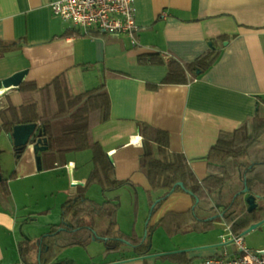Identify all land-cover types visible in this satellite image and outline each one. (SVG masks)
<instances>
[{
  "label": "crops",
  "instance_id": "obj_1",
  "mask_svg": "<svg viewBox=\"0 0 264 264\" xmlns=\"http://www.w3.org/2000/svg\"><path fill=\"white\" fill-rule=\"evenodd\" d=\"M51 1L0 0V41H19L22 45L0 57V80L27 69L24 81H35L42 87L65 74L75 95L105 83L111 100L110 117L94 128L93 136L110 158L116 177L136 186V219L141 196L151 204L161 193L151 194L150 182L140 167L141 123L167 131L170 150L183 153L198 179L203 180L209 150L220 133L233 131L257 112L263 114L264 0H135L139 28L134 39L129 34L85 30L63 21L53 14ZM211 47L219 49L218 59L199 78L185 84H163L165 65L138 62L139 56L151 52L193 61ZM21 103L18 89L0 92V110ZM11 144L14 148L13 141ZM162 153L156 145L154 154L159 157ZM38 154L35 152L36 157ZM40 156L41 170L67 172L69 197L77 194L76 185L83 184L91 171L92 158L84 163L76 151L67 153L66 166L50 167V159ZM76 167L83 177L70 176ZM39 171L33 168L31 173ZM130 194L126 193V201L133 204L134 196ZM5 195L0 191V264H22L19 243L24 240L16 233L18 209L11 204L4 207ZM194 205L189 193L174 192L158 204L151 216H146V227L156 224L169 211L184 212ZM136 221L132 229H136ZM216 222L213 220L206 230L183 234L187 239L179 245L155 251L151 246L148 253L184 250L179 261H146L138 256L122 259L119 252L102 248L76 264H204L205 258L221 250L218 243L222 228ZM210 228L216 232L211 240L207 237ZM29 258L31 264H39L36 250Z\"/></svg>",
  "mask_w": 264,
  "mask_h": 264
},
{
  "label": "trees",
  "instance_id": "obj_2",
  "mask_svg": "<svg viewBox=\"0 0 264 264\" xmlns=\"http://www.w3.org/2000/svg\"><path fill=\"white\" fill-rule=\"evenodd\" d=\"M221 38V37H220ZM21 43L0 41V57L21 48ZM219 49L211 47L193 61H182L177 57L165 58L159 52L146 53L138 57L141 64L166 66L163 84H185L192 82L209 69L218 59ZM156 85H152L154 87ZM22 103L0 110V133H11L18 125L36 124L42 132L47 149L38 152L50 159V167L66 166L69 152L91 150L92 167L83 184L76 185L77 194L65 202L71 209L69 220L50 225L47 232L33 242L19 243L22 264H31L29 255H40L39 264H47L48 259L61 249L71 246H87L93 241L102 242L105 252H119L122 259L145 256V260L170 259L179 261L180 253L166 256L146 257L151 250V235L158 227H164L170 236L208 229L213 220L229 224L234 232H244L254 223L256 211L259 219L264 215V112H257L249 120L239 124L231 132L220 133L216 143L210 148L207 158V176L199 180L186 156L170 150L167 131L141 123L139 132L143 139V153L140 167L146 174L152 192H161L151 202L150 216L158 204L172 193L184 191L195 200V205L184 212L169 211L154 225H147L146 235H139L133 228L125 232L115 229L113 235L108 229L118 224L120 208L119 195L102 201L86 196L93 182L99 183L102 192L116 190L129 185L136 186L128 179H119L115 168L95 140L93 130L110 117L111 100L105 83L82 94L71 92L65 74H60L48 84L39 87L35 81H24L18 88ZM163 149L161 156L154 154V147ZM25 147L14 146L17 158ZM239 175L242 189L236 191L231 201L222 206L212 219L198 216L197 205L202 200H210L213 193L227 180ZM0 187L10 194L8 180L3 179ZM244 189H247L244 191ZM253 195L257 207L249 213L246 197ZM134 212L138 211V196H134ZM136 216V215H135ZM261 216V217H259ZM100 230L102 233H100ZM131 253V254H130ZM187 261V259H184Z\"/></svg>",
  "mask_w": 264,
  "mask_h": 264
},
{
  "label": "rangeland",
  "instance_id": "obj_3",
  "mask_svg": "<svg viewBox=\"0 0 264 264\" xmlns=\"http://www.w3.org/2000/svg\"><path fill=\"white\" fill-rule=\"evenodd\" d=\"M77 153L82 155L84 163L90 162L92 158L91 150L87 149ZM33 168L37 169L34 144L31 142L28 143L21 156L17 158L8 134L3 132L0 133V171L3 179L8 180L10 194L6 196L4 190L2 191L1 188L0 191L5 195L4 207L8 208L11 204L15 205L18 209V226L16 227V233L21 240L39 239L43 233L48 231L50 225L60 223L63 219L69 220L70 218L71 209L65 206V202L69 197L67 188L69 187L67 183L69 175L67 172L57 169L54 170V168H45L39 172L31 173ZM241 189L242 184L237 174L218 188L213 193L210 200H202L197 205L196 212L198 216H207L209 214L216 215L218 208L228 204L234 193ZM129 192L131 194L133 193L132 196H135L136 190L132 189L129 185H125L116 190L102 192L99 183L93 182L89 185L85 193L86 196L99 201L107 198H116L117 194L120 193L118 224L108 229L109 235H113L115 232L114 230L117 228L126 232H131L134 220H137V227L135 230H137L140 235H146L147 227L145 218L149 216L153 205L151 206L148 199L142 195L140 199V211L136 219L133 204L130 201H126L128 200V195H126V193L129 194ZM253 218L256 222H260L264 220V215H262V219H259L255 211ZM215 222L222 226H219L222 230L219 237L220 242L218 243L222 244L221 237L226 233L225 226H223L224 222L219 220H215ZM212 230L213 229L210 228L209 231H211V233L207 234L209 240L216 236V232ZM100 233H102L101 230ZM240 234H242V232ZM176 235L170 236L163 227L156 228L151 235L152 251L156 249L160 250L161 248H166V246H172L173 244L179 245L182 240L187 239L186 235ZM243 238L244 244L248 249L263 250L264 222L257 228L243 234ZM102 248H105V246L99 241H93L85 247H66L61 249L56 255L51 256L47 264H76L81 261L83 262L90 253L95 254ZM195 248L197 247H191V249ZM220 248L221 250L225 248L229 253H233L238 249L234 244L226 246L221 245Z\"/></svg>",
  "mask_w": 264,
  "mask_h": 264
},
{
  "label": "built area",
  "instance_id": "obj_4",
  "mask_svg": "<svg viewBox=\"0 0 264 264\" xmlns=\"http://www.w3.org/2000/svg\"><path fill=\"white\" fill-rule=\"evenodd\" d=\"M50 6L53 14L63 21L85 30L125 33L134 39L139 28L135 21V0H53ZM224 225L226 233L221 237V245L234 244L237 251L229 253L224 248L205 258L204 264H264V249H248L243 235L234 232L229 224Z\"/></svg>",
  "mask_w": 264,
  "mask_h": 264
},
{
  "label": "water",
  "instance_id": "obj_5",
  "mask_svg": "<svg viewBox=\"0 0 264 264\" xmlns=\"http://www.w3.org/2000/svg\"><path fill=\"white\" fill-rule=\"evenodd\" d=\"M28 73L27 69L18 71L9 77L3 78L0 80V90L1 92L10 90V89H18L19 86L24 82V79ZM8 137L11 141H13L14 145L17 147H25L28 143L33 142L35 152L38 154V152H42L47 149V146L45 145V139H42V132L38 130L36 124H29V125H18L16 126L11 133H8ZM36 163L37 168L41 170V156L37 155L36 157ZM80 173V169L76 167L73 171V173H70L71 177H74L75 175ZM3 181V176L0 171V183ZM247 189H244L246 191ZM246 202L248 204V211L249 213H252L255 211L257 204H256V198L253 195H249L246 197ZM264 220L260 222H254L252 223L244 232L243 234H246L250 232L251 230L257 228L261 223H263ZM185 252L184 250H176L171 252H162L157 254H151L147 255L149 256H166L170 254H176ZM145 256H142L140 258H144ZM38 262H40V255L38 257Z\"/></svg>",
  "mask_w": 264,
  "mask_h": 264
},
{
  "label": "bare ground",
  "instance_id": "obj_6",
  "mask_svg": "<svg viewBox=\"0 0 264 264\" xmlns=\"http://www.w3.org/2000/svg\"><path fill=\"white\" fill-rule=\"evenodd\" d=\"M0 92H1V90H0ZM72 166H73V165H72ZM79 175H80L79 177H83V176H84L83 172L79 173ZM79 177L76 178V179L81 180V179H79Z\"/></svg>",
  "mask_w": 264,
  "mask_h": 264
}]
</instances>
